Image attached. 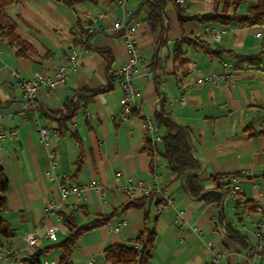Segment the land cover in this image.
<instances>
[{"label": "crops", "instance_id": "obj_1", "mask_svg": "<svg viewBox=\"0 0 264 264\" xmlns=\"http://www.w3.org/2000/svg\"><path fill=\"white\" fill-rule=\"evenodd\" d=\"M141 0H99L96 4L79 3L66 8L55 0H15L6 9L14 21V33L28 48L18 53V45L0 39V165L9 183L4 217L16 227L15 237L0 240V264H20V260L37 249L50 247L65 236V226L58 215L72 214L78 221L88 216L104 214L120 208L130 196L123 188L142 182L154 190L145 204L156 217L157 243L151 264H211L213 253L220 256L214 264H264V253L257 246L264 236V213L245 214L236 207L235 198L225 196L220 203L206 202L191 196L182 180L169 170L163 157L152 158L144 149V117H153L161 109L178 125L186 127L191 151L199 162V177L204 193L213 189L211 176H240L239 195L261 203L264 207V133L251 136L246 128L258 130L264 118V62L261 68L246 65L233 67L235 59L209 57L202 51L184 46L183 62L172 56V47L182 35H197L212 48L222 47L238 53L264 52V22L256 25L227 27L187 21L179 25L172 5L166 9L167 32L161 38L159 29L145 22L146 12L139 9ZM188 14L210 12L213 0H186ZM243 0L239 11L248 3ZM90 21L95 33L89 48L77 46L79 62L64 83L51 93L39 88L32 104L21 99V91L13 76L32 79L54 75L58 63L67 54L72 31L82 19ZM138 23L137 45L149 60V72L142 69L133 77L137 90L131 114L120 119L121 89L108 74L127 57L118 31L117 19ZM261 32V36L257 33ZM218 33V37L215 36ZM95 49H107L112 63ZM225 62L229 79L223 83L196 84L199 76L213 73ZM80 87L106 89L85 105L71 121L65 133L51 134L50 146L55 150L59 184L48 177L49 160L46 147L39 140L37 124L55 128V122L42 116V109H57ZM158 106L160 108L158 109ZM14 131V134H10ZM82 162L77 169V159ZM96 180L102 191L87 187L81 194L62 187L89 184ZM158 190V191H156ZM159 200V205L155 202ZM55 203L54 214L44 218L47 203ZM233 227L246 248L227 233L216 229ZM123 221L120 226L118 222ZM47 226L56 227V239L44 237ZM143 227V209L129 208L110 223L97 226L81 235L74 249L72 264H111L104 260L107 245H133V239ZM195 228L196 231L189 229ZM34 233L38 239L28 247L24 236ZM212 244V249L207 244ZM5 246L17 252L2 254ZM212 250V251H211ZM59 251L46 249L40 264H58Z\"/></svg>", "mask_w": 264, "mask_h": 264}, {"label": "trees", "instance_id": "obj_2", "mask_svg": "<svg viewBox=\"0 0 264 264\" xmlns=\"http://www.w3.org/2000/svg\"><path fill=\"white\" fill-rule=\"evenodd\" d=\"M14 1L15 0H0V39L7 40L9 44L18 45V53H21L24 49L28 48V45L15 35V23L6 13L7 7ZM55 1L66 8H73L79 3L88 2L96 4L99 0ZM242 3L243 0H213V8L210 12L188 14L187 11L179 5L177 0H141L139 9L146 12V24L151 29L158 28L161 38H164L168 29L165 14L169 4L176 10L179 25L187 21L218 24L223 27H227L232 23L249 26L264 22V0H254L248 3L243 12H240L239 6ZM85 26L84 28L82 27L81 20L77 22L72 31V40L77 43V46L89 48V39L95 33V29H92V24L88 20H85ZM77 33L82 35L81 39H76L75 35ZM184 46L202 51L211 58L218 57L219 59H223L227 57L235 59L233 67L246 65L249 68L258 69L261 68L264 62V52L259 54H244L218 46L212 48L206 39L191 34H184L175 41L172 47V56L175 60L181 62L186 60V58L183 57ZM95 51L106 60L107 66L112 63V57L107 49H95ZM109 70L110 69H108V74L112 78V73H110L111 71ZM105 89V87H80L74 89L71 96L64 101L61 107L57 109L41 108L42 116L55 122L56 132L65 133L71 121L84 109L88 101ZM164 103L165 100L162 99L161 109L153 115L154 120L159 125V134L161 136V143L158 147L160 156L164 158L167 168L181 178L182 186L191 196L206 202L220 203L221 200L228 195L226 191L221 189V184L227 181L229 176L237 174L232 173L211 176L210 180L214 188L204 193V183L198 175L200 164L192 154L188 131L186 127L176 124L163 111ZM259 119L261 126L258 130H255L252 126L246 128L249 130L251 136L264 133V118L260 117ZM144 149L154 158L153 147L150 142L146 141ZM81 162L82 159L79 155L77 159V171ZM8 189V179L0 165V240L10 241L15 237L16 227L4 217V212L7 208L6 193ZM153 195V193H150L148 195L129 198L120 208L112 209L108 213L88 216L86 220L78 221L72 214H62V223L65 226L64 238L55 242L50 247L35 250L32 254L22 258L20 264H40L43 253L49 248H56L59 251L58 264H72V253L77 247L79 238L83 233L97 226L110 223L117 218L120 213L125 212L129 208L143 209V227L133 239V245L111 244L104 247V260L111 264H151V257L157 243V219L151 216V210L148 205L145 207V204L147 202L149 204V200L153 198ZM233 197L235 198L236 207H240L242 210H244L243 208H247L252 213L256 212L255 202L248 199L241 200L239 193L234 194ZM159 202L160 201L157 200L155 205L158 206ZM261 213H264V207ZM217 225H222L220 216ZM226 233L232 239L240 243L243 248H246L242 237L238 232L234 231L233 227L226 226Z\"/></svg>", "mask_w": 264, "mask_h": 264}, {"label": "built area", "instance_id": "obj_3", "mask_svg": "<svg viewBox=\"0 0 264 264\" xmlns=\"http://www.w3.org/2000/svg\"><path fill=\"white\" fill-rule=\"evenodd\" d=\"M119 4H124L126 0H116ZM179 5L188 10V3L186 0H177ZM85 20H81L82 27L85 26ZM113 27L118 31L122 43L125 47L127 57L121 63L120 66L112 70V80L118 87L121 89V108H120V119H126L132 111L134 98L136 97L137 90L133 84L134 74L142 69L143 75L145 76L149 72V60L144 57L138 48L137 45V31H138V23L133 21H128L127 19H117L113 23ZM215 36L218 37V33H215ZM257 36H261V32L257 33ZM76 39H81L82 35L77 33L75 35ZM77 43L73 41L69 47V51L67 54L63 55L60 59L57 69L53 76L51 77H43L39 74H35L32 79H24L20 78L17 74H14L13 79L18 84L19 89L21 91V99L26 104H32L35 99L36 93L39 88L46 87L48 93H51L55 90L59 85L64 83L67 78V75L70 71H74L76 65L79 62V57L77 53ZM227 67L225 62H221V68L213 73H208L202 76H199L195 83L196 84H218L223 83L229 79V74L226 72L225 68ZM160 106H158V109ZM142 127L145 131L146 141L150 142L153 147L154 157L159 154V145L161 143V136L159 134V125L154 120L153 117H144L142 119ZM37 130L39 133L40 142L46 147L47 157L49 160V169L47 171V177L54 183L59 184V175L56 174L55 169L57 167V157L55 150L50 146V137L52 133H55L56 130L48 127L37 124ZM10 134H14V131H11ZM5 134L0 131V138L4 137ZM241 174L231 175L228 180L221 184V189L226 191L228 195L233 196L240 191L239 179L240 176L245 174L244 171L240 172ZM87 187L93 188L97 191H102V186L96 181L91 180L89 184L83 185H73L69 188L62 187V195L64 196L66 193H76L81 194L84 192V189ZM123 190L133 197L136 193L140 195H148L154 189L152 187L145 186L142 182H139L136 185H128L123 188ZM158 191V190H156ZM255 211L261 213L263 205L261 203L255 202ZM55 203L49 201L44 209V218H48L54 214ZM245 214H251L247 208H243ZM58 217L62 220V216L58 215ZM123 221L118 222V226L122 224ZM216 229L225 234L226 227L225 225H217ZM190 231H196L195 228L189 229ZM56 227L55 226H47L44 232V237L55 240L56 239ZM38 237L34 233H27L24 236V240L26 241L28 247L33 248L36 245ZM208 248L212 249V244H207ZM212 251V250H211ZM257 251L264 253V236H261V240L258 243ZM17 250L13 249L10 246H5L2 250V254L5 256H13ZM219 254L214 252L213 257L211 259V264L217 262L219 258ZM245 264H253L249 258H246Z\"/></svg>", "mask_w": 264, "mask_h": 264}]
</instances>
